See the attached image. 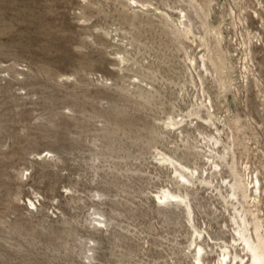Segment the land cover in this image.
<instances>
[{
  "label": "rangeland",
  "instance_id": "1",
  "mask_svg": "<svg viewBox=\"0 0 264 264\" xmlns=\"http://www.w3.org/2000/svg\"><path fill=\"white\" fill-rule=\"evenodd\" d=\"M141 1L0 0V264H195V242L218 264L233 244V148L264 174V0Z\"/></svg>",
  "mask_w": 264,
  "mask_h": 264
},
{
  "label": "bare ground",
  "instance_id": "2",
  "mask_svg": "<svg viewBox=\"0 0 264 264\" xmlns=\"http://www.w3.org/2000/svg\"><path fill=\"white\" fill-rule=\"evenodd\" d=\"M135 4H141L142 7L149 8L152 6L150 2L131 0ZM180 16L176 20V29L180 32L182 29L189 32L192 31V18L182 7L179 9ZM196 12L199 14L198 9ZM161 13L168 19L172 18L169 12L161 11ZM172 20H174L172 18ZM174 20V21H175ZM215 30V29H214ZM217 41L219 42L222 35L221 29H216ZM122 60V59H121ZM194 61V60H193ZM203 66L207 68L208 58L202 56ZM214 71L220 73L222 69V63L216 58L212 59ZM182 121H177L173 118L170 119L165 125L176 127L179 126ZM222 144L225 151L232 144L235 146L237 138L232 134L226 141H223L219 137H209L206 145L209 147L208 159L211 162V167L206 171L207 176L205 178H196L201 180V183L211 185L213 183L212 177L219 174L222 170L221 163L215 161L218 151H215V146ZM230 147V150H231ZM215 152V154H214ZM233 161L228 163L229 165V178L222 175L223 183L227 186V195L223 196L225 201L234 207L235 214H233L232 221L233 227V244L223 243L220 246L218 264H264V208L261 206V200L264 192L263 186V172L258 167H254L250 161H245V164H238L235 161V148L231 151ZM207 154V153H206ZM159 155V154H158ZM158 161L168 162L170 165H174V169L179 178L184 182L193 183L191 176L195 178V170L189 166L184 165L180 160H177L164 152H161ZM219 159H225L226 155H218ZM226 160V159H225ZM230 179V180H229ZM158 202H177L184 204L187 207L189 216H192V206L189 203L188 194L178 193L168 188H162L156 195ZM33 204V203H32ZM34 205V204H33ZM199 236H202L201 232L197 231ZM198 239V237H197ZM238 246L240 249H238ZM196 254L194 258L195 264H205L203 261V255L206 253L207 248L202 244L195 242Z\"/></svg>",
  "mask_w": 264,
  "mask_h": 264
}]
</instances>
